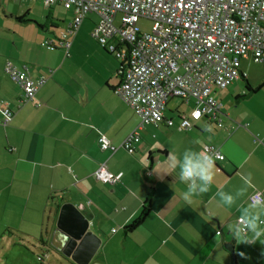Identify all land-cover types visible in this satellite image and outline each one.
<instances>
[{
  "label": "crops",
  "instance_id": "crops-1",
  "mask_svg": "<svg viewBox=\"0 0 264 264\" xmlns=\"http://www.w3.org/2000/svg\"><path fill=\"white\" fill-rule=\"evenodd\" d=\"M32 1L0 0V32L13 33L11 47L0 38V100L14 112L10 123L0 126V259L19 241L42 252L37 264H232V258L235 264H264V244L238 245L229 232L250 193L264 195V65L250 55L241 58L239 76L213 91L222 102V126L202 116L190 129H178L177 113L190 103L173 97L167 105L177 102L164 112L172 126L145 124L134 152L109 153L100 149V135L119 144L138 118L113 92L120 61L91 36L97 15L82 20L67 53L61 47L49 50L40 42H56L73 11L60 2L43 5L47 11L40 22L29 13ZM85 20L90 26L84 37ZM27 22L42 31L39 43L15 39L17 23ZM31 32L37 41L39 31ZM18 42H25L20 50ZM79 50L89 62L70 58ZM6 61L25 66L32 78L46 77L30 101L20 104L21 89L4 72ZM204 144L219 148L224 159L215 163L210 191L188 205L181 199L186 185L179 182L178 169L165 173L169 153L199 151ZM100 163L118 176L116 182L94 177ZM249 173L248 196L231 209L220 207L215 193H234ZM149 192L146 218L125 230ZM63 204L69 209L59 222Z\"/></svg>",
  "mask_w": 264,
  "mask_h": 264
},
{
  "label": "built area",
  "instance_id": "built-area-1",
  "mask_svg": "<svg viewBox=\"0 0 264 264\" xmlns=\"http://www.w3.org/2000/svg\"><path fill=\"white\" fill-rule=\"evenodd\" d=\"M41 1L46 7L60 2L73 11L57 41L44 39L41 46L49 50L61 47L67 53L82 20L94 13L97 20L91 36L120 61V82L113 92L138 121L119 144L100 135L99 147L109 153L118 148L134 152L140 140L139 130L145 124L172 126L173 119L164 112L173 97L190 103L188 110L177 113L178 129H190L202 116L222 126V102L213 91L227 87L239 76L241 58L250 55L255 63L264 65V0ZM139 17L152 21L149 32L137 28ZM4 72L21 89L20 104L33 99L46 81L45 76L30 77L25 66L10 61L5 62ZM13 114L8 104L0 100V126L8 125ZM201 150L213 155L215 163L224 159L213 145L204 144ZM93 175L108 184L118 180L105 163H100ZM260 195L255 190L247 199Z\"/></svg>",
  "mask_w": 264,
  "mask_h": 264
},
{
  "label": "clouds",
  "instance_id": "clouds-1",
  "mask_svg": "<svg viewBox=\"0 0 264 264\" xmlns=\"http://www.w3.org/2000/svg\"><path fill=\"white\" fill-rule=\"evenodd\" d=\"M211 131L210 128L207 129ZM169 168L171 174L178 169V180L186 185V190L181 193L185 204L191 205L195 197L208 193L215 180L216 168L213 155L205 150L185 149L180 155L169 153ZM242 185L234 193L220 189L215 193L219 206L231 209L237 202L248 196L252 186L251 173L241 176ZM239 213L236 221L229 225V232L236 243L264 244V195L255 199L249 198L246 203L237 207Z\"/></svg>",
  "mask_w": 264,
  "mask_h": 264
},
{
  "label": "rangeland",
  "instance_id": "rangeland-1",
  "mask_svg": "<svg viewBox=\"0 0 264 264\" xmlns=\"http://www.w3.org/2000/svg\"><path fill=\"white\" fill-rule=\"evenodd\" d=\"M29 5L31 7L30 12H29L31 14V16L33 14V16L38 18V20L40 22H43L42 15L44 12L47 11L46 10L47 8L43 6V4L40 0H35L34 2L33 1L29 2ZM21 8H22V6H20V9ZM91 15H93L95 18L94 14H91ZM118 21L119 20L117 17L115 22L118 23ZM3 23H7V22L3 21ZM151 25H152V21L150 19L144 18V17H139L137 22H136V26L140 30V32H149L151 29ZM89 26H90V23L88 22V20H85L83 25H81V27H80V34H82L84 37L89 35ZM34 27H36L37 31H39L38 32L39 38L37 39V41L31 37V34H32L31 31L33 30ZM9 29L11 31V28H9ZM10 31L8 32L5 29H2V33L0 32V38H2V40L5 41V43H2V44H4V45L7 44L8 47H11V45H13L12 38H11L13 33H11ZM41 32L42 31L37 27V25H34L33 22L17 23V31H15V33H18V34L16 35L15 39H18V38L23 36L25 38L28 37V41L30 43H33V42L39 43L41 41V39L44 38V36H42L40 34ZM48 34H50V33L48 32ZM90 39H92V38L90 37ZM23 43H25V42H18L16 45L17 49L20 50L21 45ZM84 43H86V42H84ZM95 44H96V42H95ZM70 58L74 59L75 61H79L81 63L86 62V61L89 62L91 59V57L88 56L83 50H79L75 54V56L73 54L72 56H70ZM177 100L178 99H176V98L172 99L167 105L168 108L172 107L177 102ZM16 242L17 243L14 244L15 246L11 251L7 252L11 246L8 247V249H6L5 252H7V253H6L5 257L7 256V258H4V256H3L2 260L0 259V264H37V261L35 258L37 255L42 254V252L39 253V250L32 248L29 243H22L19 241H16ZM47 262H49V261H47ZM54 264H59V263L56 262Z\"/></svg>",
  "mask_w": 264,
  "mask_h": 264
},
{
  "label": "trees",
  "instance_id": "trees-1",
  "mask_svg": "<svg viewBox=\"0 0 264 264\" xmlns=\"http://www.w3.org/2000/svg\"><path fill=\"white\" fill-rule=\"evenodd\" d=\"M18 19H22V17H17ZM150 202H151V192L147 194V196L144 198L141 208L138 212V214L132 218L126 225H125V230L130 231L137 226H139L144 219L146 218L147 214L150 211Z\"/></svg>",
  "mask_w": 264,
  "mask_h": 264
},
{
  "label": "water",
  "instance_id": "water-1",
  "mask_svg": "<svg viewBox=\"0 0 264 264\" xmlns=\"http://www.w3.org/2000/svg\"><path fill=\"white\" fill-rule=\"evenodd\" d=\"M69 204H63L60 207V211H59V216H58V220L59 222H61L64 218L66 213H68V209H69ZM232 264H235L234 259L232 258Z\"/></svg>",
  "mask_w": 264,
  "mask_h": 264
}]
</instances>
